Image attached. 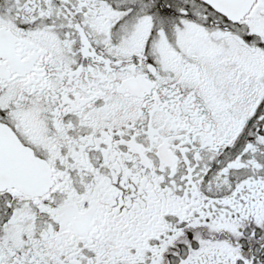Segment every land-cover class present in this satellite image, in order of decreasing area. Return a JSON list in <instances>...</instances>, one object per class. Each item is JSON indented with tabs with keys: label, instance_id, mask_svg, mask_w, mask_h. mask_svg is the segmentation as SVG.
<instances>
[{
	"label": "snow or ice",
	"instance_id": "obj_1",
	"mask_svg": "<svg viewBox=\"0 0 264 264\" xmlns=\"http://www.w3.org/2000/svg\"><path fill=\"white\" fill-rule=\"evenodd\" d=\"M0 264H264V0H0Z\"/></svg>",
	"mask_w": 264,
	"mask_h": 264
}]
</instances>
